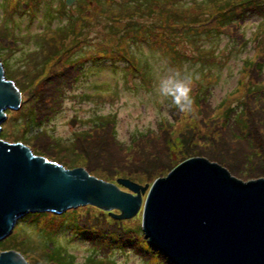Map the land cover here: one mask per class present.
Returning a JSON list of instances; mask_svg holds the SVG:
<instances>
[{"label": "rangeland", "instance_id": "374dc122", "mask_svg": "<svg viewBox=\"0 0 264 264\" xmlns=\"http://www.w3.org/2000/svg\"><path fill=\"white\" fill-rule=\"evenodd\" d=\"M247 1L0 0V58L23 99L0 139L129 192L118 178L150 187L192 157L264 178V0ZM177 73L190 110L159 91ZM143 206L124 219L94 205L20 219L0 251L30 264H170L145 236Z\"/></svg>", "mask_w": 264, "mask_h": 264}, {"label": "water", "instance_id": "95a60500", "mask_svg": "<svg viewBox=\"0 0 264 264\" xmlns=\"http://www.w3.org/2000/svg\"><path fill=\"white\" fill-rule=\"evenodd\" d=\"M75 2L65 0L67 6ZM22 100L0 58V134L7 110L18 109ZM117 183L132 192L83 167L68 169L36 155L23 142L0 139V241L30 213L61 214L94 205L118 209L120 215L109 213L124 219L144 204L145 236L171 264H264V178L245 182L216 162L192 157L150 187L129 178ZM146 187L144 201L141 189ZM0 264L30 263L21 252L8 250L0 251Z\"/></svg>", "mask_w": 264, "mask_h": 264}, {"label": "trees", "instance_id": "16d2710c", "mask_svg": "<svg viewBox=\"0 0 264 264\" xmlns=\"http://www.w3.org/2000/svg\"><path fill=\"white\" fill-rule=\"evenodd\" d=\"M249 4H250V2L252 3L253 2V0H248L247 1ZM153 3H152V1L151 2H148L147 3V5H149V6H151ZM64 5H66V4H64ZM156 5L158 6V8H161V4L160 3H158V2H156ZM253 5V4H252ZM255 5V4H254ZM251 8H252V6H250ZM257 7H255V9H256ZM263 9H264V7H263ZM167 15H169V13H167ZM83 16V15H82ZM231 16V17H230ZM229 16V18L228 19H230V18H232V17H235L236 18V16L237 15H235V14H231ZM237 19V18H236ZM173 20H174V17L173 18H170L169 20H168V24H172V26L174 25V22H173ZM82 21V20H81ZM82 25H83V22L79 25V29L78 30H76L75 28H69V39L70 40H72V37H73V40H75V39H77V37H78V35L79 34H81V33H84V30H82L81 29V27H82ZM194 31L197 33H199V31H200V33L202 32L201 30H199V31H196V29H194ZM194 32V36H195V33ZM200 36V35H199ZM83 40V39H82ZM62 47V45L61 44H59L58 46H57V49H60ZM74 50V49H73ZM68 51V49L67 50H65V53ZM72 51V50H71ZM70 51V52H71ZM59 51H57L56 53H54V54H52V55H55V56H59V53H58ZM61 54V53H60ZM176 53H174V55H175ZM127 60H129V59H127ZM41 68V67H40ZM6 76H7V78L9 79L10 77H9V75L6 73ZM249 87V86H248ZM21 89V88H20ZM22 90V89H21ZM262 92H264V89L262 90ZM197 95H199L198 93H196ZM8 113V112H7ZM239 118L240 119H242L243 118V114L241 113L240 114V116H239ZM246 120V119H245ZM106 124H111L110 122H106ZM248 129L250 128V125L248 124V127H247ZM4 129V128H3ZM245 130H246V128H244ZM3 132V131H2ZM3 134H4V132L1 134V137H3ZM248 135H249V133H248ZM252 137V136H251ZM253 138V137H252ZM248 141H250V139H248ZM250 147H251V145H250ZM60 148V147H59ZM59 148H57V150L59 149ZM79 148V147H78ZM77 148V146L76 145H74L73 146V149L71 150L72 152H73V154L74 155H78V158L80 157V158H82L83 159V157L80 155V154H78L77 153V151L79 150ZM35 153V152H34ZM45 214V212H41V213H30V214H28L27 216H25V217H23V219H21L22 221H24V220H26V219H29V218H31V217H38V216H41V215H44ZM80 216V215H79ZM77 217V216H73V218H72V222H70V223H68V224H66V225H70V224H73V225H75V227H77L78 228V231L77 232H79V231H81V235H84V231H85V227H84V225H82L81 224V219H80V217ZM21 222V221H20ZM19 222V223H20ZM61 225H62V223H61ZM18 226V225H17ZM63 226V225H62ZM81 229V230H80ZM14 236H16V234H15V232H13V234L10 236V237H14ZM123 246V245H122ZM155 250H157V249H155ZM156 252V251H155ZM22 253V252H21ZM23 254V253H22ZM161 255H163V253H160ZM24 255V254H23ZM163 256H165V255H163ZM166 258V257H165ZM168 259H166V261H167ZM168 263H169V260L167 261ZM171 264V263H170Z\"/></svg>", "mask_w": 264, "mask_h": 264}, {"label": "clouds", "instance_id": "9594fccd", "mask_svg": "<svg viewBox=\"0 0 264 264\" xmlns=\"http://www.w3.org/2000/svg\"><path fill=\"white\" fill-rule=\"evenodd\" d=\"M159 91L164 96H171L182 110H190L192 100L190 98L189 82L187 79L179 78L178 73L175 77L161 80Z\"/></svg>", "mask_w": 264, "mask_h": 264}, {"label": "flooded vegetation", "instance_id": "af4514ba", "mask_svg": "<svg viewBox=\"0 0 264 264\" xmlns=\"http://www.w3.org/2000/svg\"><path fill=\"white\" fill-rule=\"evenodd\" d=\"M76 1H79V0H76Z\"/></svg>", "mask_w": 264, "mask_h": 264}]
</instances>
